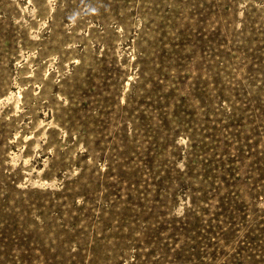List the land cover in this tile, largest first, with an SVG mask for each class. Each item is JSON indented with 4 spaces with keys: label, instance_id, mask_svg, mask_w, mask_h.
Returning a JSON list of instances; mask_svg holds the SVG:
<instances>
[{
    "label": "rangeland",
    "instance_id": "obj_1",
    "mask_svg": "<svg viewBox=\"0 0 264 264\" xmlns=\"http://www.w3.org/2000/svg\"><path fill=\"white\" fill-rule=\"evenodd\" d=\"M0 264H264V0H0Z\"/></svg>",
    "mask_w": 264,
    "mask_h": 264
}]
</instances>
